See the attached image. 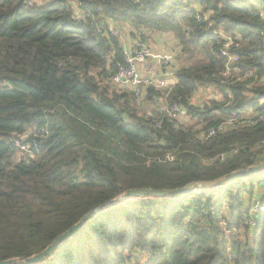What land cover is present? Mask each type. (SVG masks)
<instances>
[{
  "label": "trees",
  "instance_id": "trees-1",
  "mask_svg": "<svg viewBox=\"0 0 264 264\" xmlns=\"http://www.w3.org/2000/svg\"><path fill=\"white\" fill-rule=\"evenodd\" d=\"M124 29L143 42L174 33L187 56L174 84L147 86L141 99L113 84L127 64ZM223 35L238 43L229 74ZM202 89L220 97L198 102ZM175 103L186 117L169 114ZM233 113L264 114V0H0V261L264 264V211H252L264 202V169L199 195L123 198L25 262L129 189L264 162V120L206 138ZM21 135L30 152L15 145Z\"/></svg>",
  "mask_w": 264,
  "mask_h": 264
},
{
  "label": "built area",
  "instance_id": "built-area-1",
  "mask_svg": "<svg viewBox=\"0 0 264 264\" xmlns=\"http://www.w3.org/2000/svg\"><path fill=\"white\" fill-rule=\"evenodd\" d=\"M114 28H110V31L114 33ZM224 42L220 47V52L223 56L226 57V71L225 74H229L232 70H235V65L239 61V56L233 52V49L238 46L237 38L230 36V35H223ZM175 51L178 50L177 47L174 49ZM124 53L126 57V65L119 66L117 72L112 76L111 80L114 85H116L120 89L130 90L134 93V95L141 99L145 95L146 87L153 86L156 88H168L170 85L176 82V78L174 74L159 76L156 74H145L143 71V67L147 63L149 59L154 58V54L151 48L145 44L140 39L135 40V42L129 47L124 46ZM159 60H161V67H168L171 64L172 56L166 54H159L156 56ZM146 68V67H145ZM252 72H248L245 74L244 77H249ZM240 79L243 77H239ZM168 112L173 117H186L187 113L186 110L180 107L178 104H173L169 109ZM240 117L239 114L233 113L231 117L227 120L221 122L216 127L210 128L206 132V138H209L215 135L218 132H224L228 128H231L235 125H255L260 121L264 120V114L260 115L258 118H248L243 119ZM27 138V135H21L14 137L13 141L16 146H18L22 151L30 152L29 145L24 143V140ZM226 185H220L215 187L209 188H218L224 187ZM225 188V187H224ZM208 189V188H207ZM204 190L201 187H196L193 191L196 195L202 193L201 191ZM258 209L256 212H263L264 211V202L258 204L256 203L253 206V209ZM252 209V211H253ZM252 222V219L249 220ZM255 222V221H254Z\"/></svg>",
  "mask_w": 264,
  "mask_h": 264
},
{
  "label": "water",
  "instance_id": "water-1",
  "mask_svg": "<svg viewBox=\"0 0 264 264\" xmlns=\"http://www.w3.org/2000/svg\"><path fill=\"white\" fill-rule=\"evenodd\" d=\"M262 169H264V162L257 164V165H252L244 170H238L229 174H226L222 177H219L214 180H208V181H194L189 184H187L184 187H179L175 189H153V188H136V189H129L127 190L124 194L121 196L102 204L96 209L91 210L88 214H86L82 219L72 226L68 231L60 235L50 246H48L44 251L41 253H38L30 258H26L25 262L26 263H34V262H39L42 261L45 257L50 256L58 247V245L63 242L65 239L69 238L72 236L76 231L79 230V228L89 219L91 218L96 212L109 208L113 206L115 203L120 201L123 198L127 197H139V196H146V195H154V196H160V197H172V196H179L188 193L192 189L196 187H201V188H208V187H215V186H220L225 183H228L232 180H235L239 177L259 172ZM15 260L9 259L5 261H0V264H12Z\"/></svg>",
  "mask_w": 264,
  "mask_h": 264
},
{
  "label": "rangeland",
  "instance_id": "rangeland-1",
  "mask_svg": "<svg viewBox=\"0 0 264 264\" xmlns=\"http://www.w3.org/2000/svg\"><path fill=\"white\" fill-rule=\"evenodd\" d=\"M113 34L119 35V31L115 29ZM125 36L126 35L121 33L120 38L122 39V42L126 40ZM156 39H158V42ZM176 40L177 39H176L173 32L163 30V31L156 32L155 36H150V41H149V43H151L152 45L156 44V45L160 46V48H159L160 51L163 52V50L165 49L167 53H162V54L172 56L171 64L168 66L169 68H171L170 71H171L172 75L178 67H180L184 64V61L187 58L186 54L180 52V50H177V51L174 50L176 45H178V43H176ZM144 43L149 45L147 43V41ZM202 90L203 91H201L199 93V95L197 96L198 102H201V101L205 102L207 99H211L210 98L211 96L220 97V94L217 93L216 91L211 92L210 90H205V89H202ZM178 118H180V117H178ZM20 156H21V154H18V156H16V159H19ZM248 187H249V185H248ZM194 189H192V190H194ZM255 210L257 211L258 209L254 208L253 211H255ZM252 222L254 223V219H252ZM138 256H139V260L142 263H145V262H147V260H149V256L146 253H142Z\"/></svg>",
  "mask_w": 264,
  "mask_h": 264
},
{
  "label": "crops",
  "instance_id": "crops-1",
  "mask_svg": "<svg viewBox=\"0 0 264 264\" xmlns=\"http://www.w3.org/2000/svg\"><path fill=\"white\" fill-rule=\"evenodd\" d=\"M121 33L126 35L125 36L126 40L123 41V45L125 47L129 48L135 42L137 37H133L130 33H128V31L126 29L122 30ZM150 36H152V35L149 34V37L147 38L146 41L149 44L148 46L151 48V50H152V52L154 54V58L153 59H149L147 61V63L143 67L144 73L145 74H151V72H152L153 74H156V75H159V76L172 74L171 71H170L171 68H169V67H166V68L161 67V60L156 58V56H158L159 54L163 55L162 53H167L166 50L164 49L163 52H162V51L159 50L160 46H158L156 44L152 45L151 43H149ZM153 36H155V35H153ZM156 40L158 42V39H156ZM176 43H177V40H176Z\"/></svg>",
  "mask_w": 264,
  "mask_h": 264
}]
</instances>
